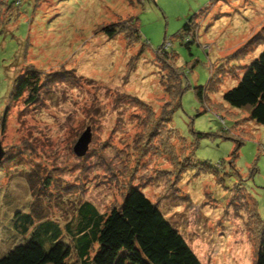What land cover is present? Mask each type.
I'll use <instances>...</instances> for the list:
<instances>
[{"label": "rangeland", "instance_id": "1", "mask_svg": "<svg viewBox=\"0 0 264 264\" xmlns=\"http://www.w3.org/2000/svg\"><path fill=\"white\" fill-rule=\"evenodd\" d=\"M7 1L11 6L0 13V143L4 159L9 152L22 164H0V196L6 194L0 198V226L13 208L22 211L34 201L17 174L38 165L56 179L49 189L52 206L70 196L60 211L46 210L53 218L65 221L82 201L106 211L136 181L202 264H255L256 235L264 225L257 226L254 217L264 222V126L247 120V113L228 106L222 96L264 48L238 52L264 26V0H153L156 6L151 0ZM130 17L137 18L148 47L132 43L131 35L129 42L124 35L109 40L100 32ZM189 18L191 33L183 32ZM160 48L174 55L169 65L182 74L179 106L169 123L194 161L182 173L175 165L182 143L168 140L167 128L162 135L156 129L148 154H140L150 118L137 101L120 100L114 91L155 109L169 100ZM30 66L43 73L72 70L74 83L42 88L35 106H25L23 99L12 102L16 79ZM212 75L221 81L203 104L194 88L206 86ZM87 128L93 159L87 152L80 158L73 153ZM205 164L216 171L203 169ZM241 194L254 200L256 211ZM3 236L0 232V252L8 240Z\"/></svg>", "mask_w": 264, "mask_h": 264}, {"label": "trees", "instance_id": "2", "mask_svg": "<svg viewBox=\"0 0 264 264\" xmlns=\"http://www.w3.org/2000/svg\"><path fill=\"white\" fill-rule=\"evenodd\" d=\"M9 6L11 4L7 0H0L1 15L6 14ZM192 22L193 18H189L182 31L191 33L189 28ZM100 32L109 40L124 35L129 42L131 35L135 37L132 43L138 41L144 44L145 48L148 47L140 35L139 23L135 17H130L124 23L105 25ZM258 45L264 46V26L258 34L243 43L238 52L247 53ZM159 51L160 55L157 58L165 63L169 73L166 74V81L162 82L169 100H165L163 105L159 102L155 109L152 104L137 97L118 89L114 91L120 94L118 97L120 100L127 97L137 101V106L144 109L150 118L148 133L144 137L140 154L145 151L144 156L148 154L151 144L154 143L156 129L159 131L157 135H162L161 129L167 128V132L171 134L169 137L166 136L168 140H175L177 146L178 141L182 143L179 149L175 150L176 146L174 147L177 154L175 165L178 166V173H182L183 170L187 171L193 167L194 161L190 157L191 152L185 141L169 125L175 109L179 106L182 74L178 68L169 65L172 64L174 55L169 57L167 53H161V48ZM241 69V76H236V85L223 94L222 100L228 106L247 113V120L264 126V48ZM55 70L43 73L33 66L28 67L16 79L11 101L23 99L25 106H35L42 88L51 89L57 84L74 83L72 70L61 72ZM169 81L172 83L167 85ZM219 81H221L220 77L212 75L206 86L194 88L196 98L205 104L208 93L215 91L217 88L215 84ZM4 120L5 116L1 123L2 128ZM16 150L15 148V152H21V157L26 158L22 149ZM89 153L87 152L86 157ZM236 153L235 150L232 156H236ZM93 158L92 156L91 159ZM3 160L7 164L13 163V166L22 164L17 157L12 158L9 152ZM202 167L209 172L216 171L207 164ZM0 169L3 167L0 166ZM39 169L38 165L32 166L24 176L22 173L17 174L22 179L25 178L31 192V200L34 201L22 211L18 207L13 208L10 218L1 224L3 229H0V232L8 240H3L4 249L0 252V264H74L73 260L75 264H202L184 236L167 220L157 203L145 194L139 183H135L136 181L128 184L118 205L102 212L92 202L82 201L63 221L58 217L53 218L46 210L50 211L49 208L55 206L60 211L62 209L60 205L66 200L70 201L68 199L70 196L66 194L65 198L56 199L52 206L49 199L52 194L49 189L56 184V179L47 173L49 171ZM3 194V197L2 193L0 196L2 201L6 197L5 192ZM243 195L251 201L256 211L254 200L248 195L241 194ZM41 202L43 205L40 204ZM33 204L38 205V209L32 207ZM242 210L250 212L244 204ZM254 217L257 223L264 224L257 214ZM256 236L260 240L255 264H264V225H261V230Z\"/></svg>", "mask_w": 264, "mask_h": 264}, {"label": "water", "instance_id": "3", "mask_svg": "<svg viewBox=\"0 0 264 264\" xmlns=\"http://www.w3.org/2000/svg\"><path fill=\"white\" fill-rule=\"evenodd\" d=\"M153 4L155 5L154 1L151 0ZM156 6V5H155ZM91 140V132L90 128H87L77 139V142L73 146V153L76 157H83L87 150H88V145ZM5 156V151L3 150L1 143H0V164Z\"/></svg>", "mask_w": 264, "mask_h": 264}]
</instances>
